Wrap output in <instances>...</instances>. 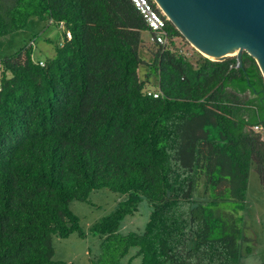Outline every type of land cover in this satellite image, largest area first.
<instances>
[{"label": "trees", "instance_id": "obj_1", "mask_svg": "<svg viewBox=\"0 0 264 264\" xmlns=\"http://www.w3.org/2000/svg\"><path fill=\"white\" fill-rule=\"evenodd\" d=\"M30 19L63 23L71 37L62 31L43 65L31 45L0 60V264H66L53 261L52 238H85L69 205L102 189L121 200L89 229L100 241L91 264H120L131 249L126 264H240L252 254V170L264 188L255 59L194 49L192 62L170 21L168 44L151 42L130 0H0L1 37ZM201 185L204 202L194 200ZM141 199L151 204L143 231L121 234Z\"/></svg>", "mask_w": 264, "mask_h": 264}, {"label": "rangeland", "instance_id": "obj_2", "mask_svg": "<svg viewBox=\"0 0 264 264\" xmlns=\"http://www.w3.org/2000/svg\"><path fill=\"white\" fill-rule=\"evenodd\" d=\"M51 32L57 33L58 41H62V31L55 25H47L46 22L38 19H30L26 27L9 36H0V60L10 57L25 46H32V57L35 61H45L51 59L55 54V43L46 42L44 37ZM145 44L149 40V35L143 32L141 35ZM176 46L193 62L197 58L196 51L185 39L176 40ZM140 57L145 61H150V56L144 49L139 51ZM236 56V55H235ZM234 57V56H233ZM150 73L149 67L142 66L139 74L143 78L145 74ZM149 89L151 84L155 83L153 76H150ZM121 200V197L112 193L108 189L94 191L89 195L87 202L73 201L69 208L80 220L81 230L86 234L85 238H79L72 234L65 239L57 237L52 238L54 248V262H63L66 264H91L99 254L100 241L97 235L90 233L89 229L103 217L111 213ZM194 200L198 202L207 201V196L203 185L199 186L195 192ZM151 212V204L141 199L138 204V212L128 216L121 223L119 232L123 235L130 232L143 231ZM245 223L249 226V236L255 238V250L249 256L242 258L240 264H262L264 261V188L260 187L257 174L252 170L250 172L247 208L244 214ZM136 249H131L127 257L121 260L120 264H126L129 257L134 255ZM131 264H141L140 258L132 260Z\"/></svg>", "mask_w": 264, "mask_h": 264}, {"label": "water", "instance_id": "obj_3", "mask_svg": "<svg viewBox=\"0 0 264 264\" xmlns=\"http://www.w3.org/2000/svg\"><path fill=\"white\" fill-rule=\"evenodd\" d=\"M154 1L199 54L219 62L236 55L241 63L245 52L264 79V0Z\"/></svg>", "mask_w": 264, "mask_h": 264}, {"label": "built area", "instance_id": "obj_4", "mask_svg": "<svg viewBox=\"0 0 264 264\" xmlns=\"http://www.w3.org/2000/svg\"><path fill=\"white\" fill-rule=\"evenodd\" d=\"M130 2L152 33L150 41L165 47L168 44L166 35V23L169 21L168 17L163 13L154 0H130ZM58 28L61 31H64L67 39H70V33L65 31L63 23H59ZM40 65H43V62H40ZM149 94H151L150 91H148V95ZM153 96L157 97V94L154 93ZM254 130H259V127L255 126Z\"/></svg>", "mask_w": 264, "mask_h": 264}, {"label": "crops", "instance_id": "obj_5", "mask_svg": "<svg viewBox=\"0 0 264 264\" xmlns=\"http://www.w3.org/2000/svg\"><path fill=\"white\" fill-rule=\"evenodd\" d=\"M47 23V25L49 26V25H52L51 23H50V21H48V22H46ZM44 40L46 41V42H48V43H50V42H57V40H59V38H57V33H55V32H51V33H49L48 35H46L45 37H44ZM59 42V41H58ZM56 44V43H55ZM39 62H43V61H39Z\"/></svg>", "mask_w": 264, "mask_h": 264}, {"label": "bare ground", "instance_id": "obj_6", "mask_svg": "<svg viewBox=\"0 0 264 264\" xmlns=\"http://www.w3.org/2000/svg\"><path fill=\"white\" fill-rule=\"evenodd\" d=\"M235 54H236V53H235ZM235 54H234V55H235Z\"/></svg>", "mask_w": 264, "mask_h": 264}]
</instances>
